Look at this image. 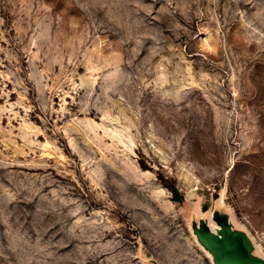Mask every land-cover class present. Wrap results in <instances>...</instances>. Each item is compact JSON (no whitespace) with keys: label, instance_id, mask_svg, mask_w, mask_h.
Here are the masks:
<instances>
[{"label":"rangeland","instance_id":"rangeland-1","mask_svg":"<svg viewBox=\"0 0 264 264\" xmlns=\"http://www.w3.org/2000/svg\"><path fill=\"white\" fill-rule=\"evenodd\" d=\"M239 254L264 264V0H0V264Z\"/></svg>","mask_w":264,"mask_h":264},{"label":"bare ground","instance_id":"bare-ground-1","mask_svg":"<svg viewBox=\"0 0 264 264\" xmlns=\"http://www.w3.org/2000/svg\"><path fill=\"white\" fill-rule=\"evenodd\" d=\"M214 231L217 233L218 237L220 238V240L224 241L223 239V229L222 227L218 226V225H215L214 226ZM236 239L234 237H230V241H231V244H233V242L235 241ZM233 246V245H232Z\"/></svg>","mask_w":264,"mask_h":264},{"label":"water","instance_id":"water-1","mask_svg":"<svg viewBox=\"0 0 264 264\" xmlns=\"http://www.w3.org/2000/svg\"><path fill=\"white\" fill-rule=\"evenodd\" d=\"M237 256L239 257V262H238V264H253L252 262L247 261V260H245L244 258H242L240 254L237 255Z\"/></svg>","mask_w":264,"mask_h":264}]
</instances>
